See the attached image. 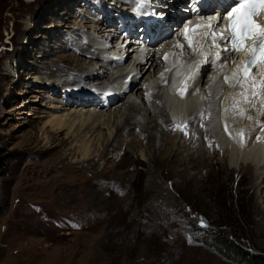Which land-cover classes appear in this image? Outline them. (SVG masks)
<instances>
[{
    "label": "rangeland",
    "instance_id": "1",
    "mask_svg": "<svg viewBox=\"0 0 264 264\" xmlns=\"http://www.w3.org/2000/svg\"><path fill=\"white\" fill-rule=\"evenodd\" d=\"M89 2L0 0V157H5L0 171V264H247L206 244L221 236L264 256V183L255 189L261 180L255 139L257 144L247 146L252 148L248 158L243 164L239 158L236 168L230 164L233 152L217 138L207 139L204 152L211 156L214 151L207 164L209 176L203 170L180 185L151 163L160 145L165 153L176 149L175 129L168 130L173 133L169 137L149 144L143 139L140 147L125 152L124 145L133 139L130 129L117 134L116 146L104 150L114 137L124 97L102 105L98 95H91L97 103H81L71 99L66 79L101 93V83L94 82L106 84L128 60L115 66L100 55L116 58L113 52L125 46V57L130 50H143L146 43L140 37L143 31L136 36L143 26L139 19L133 23V39L124 34L128 28L119 17L129 12L126 6ZM108 18L112 21L105 23ZM172 26L163 38L151 41L153 49H161L170 35L175 37L178 24ZM103 29L115 38L102 36ZM81 45L100 55L92 58L80 52ZM77 57L99 63L94 76L85 80L80 73L52 74L61 59ZM147 75L137 85H145ZM113 82L110 87L118 84ZM199 94L205 98L202 91ZM88 110L105 117L111 112L110 136L105 124L87 136L72 132L74 127H64L61 134L53 127L58 116L77 123ZM176 130L178 136L188 137L185 126ZM82 140L90 149L85 157L79 148Z\"/></svg>",
    "mask_w": 264,
    "mask_h": 264
},
{
    "label": "bare ground",
    "instance_id": "2",
    "mask_svg": "<svg viewBox=\"0 0 264 264\" xmlns=\"http://www.w3.org/2000/svg\"><path fill=\"white\" fill-rule=\"evenodd\" d=\"M87 1L93 2L94 0ZM99 1H102L104 5L115 1L114 8H117L118 4L123 7L126 6V10L129 12L119 17L121 21L125 18L124 25L128 28L127 33L124 34H127L126 36L131 34L133 39V23L139 19L143 26L137 30L136 36L139 30L143 31L140 37L146 43L143 50H137L134 53V50H130L125 56L127 59L124 57L125 53L128 52L125 46L113 52L117 56L113 59L101 56L95 52V48L85 51L82 45L77 47L81 50L80 52H84L92 58L100 55L104 62L111 61L112 65L115 66L128 60L127 65L119 66V69L110 75L106 84L103 81H93L94 83H101V93L89 87L87 89L85 84L78 83L77 80L66 79L71 81V84L68 81L65 83V87L68 86L70 89L68 91L71 92V99L81 103H90L91 101L97 103V99L95 101V98H90L96 95L101 99L100 104L102 105L124 97V101L121 103L122 113L117 116L115 121L114 137L108 141L104 150L108 151L116 146L114 138L117 134L125 133L130 129L134 130V132L131 131L133 139L130 144L124 145L125 152L140 147L143 139L147 140V144H149L156 138L162 140L164 137H169L173 133L168 130L175 129L173 135H176V139L178 137L176 149L170 148L169 153H165V147L160 145L161 148L158 147L155 150V153L158 151V154H154L151 163L159 167L160 173L172 175L176 183L180 185L181 183L189 184L193 176H197L203 170L207 175L210 174L211 170L207 164L208 160H211V156L214 155V151H210L211 156L204 152L203 145L207 139L210 142L211 138H217L220 146H224L226 151L229 149L233 152L230 157V164H233L235 168L238 163L237 160L242 159L240 164H243L244 160L248 158L247 155L252 148L251 145L250 147L247 146L252 142L254 145L257 144L254 143L255 139L259 142L256 150L260 153L257 164L255 163L258 165L257 177L259 180L261 179L255 183V189H258L264 183V75H261L260 71H254L246 78L240 76L242 60L240 57L238 58L236 51L225 49L223 39L217 41L212 37L214 19H209L210 14L181 17L182 22L185 19H195V17L205 18L207 21L196 28L193 34L180 35L177 32L178 28H176V38L170 35L163 39L165 43L161 49H153L151 41L156 40L157 37L163 38L162 36L169 32V26L177 25L180 17L177 11H180L183 4H187L185 3L187 0H160L163 3L158 4L154 0ZM178 2L180 3L178 4ZM216 2L217 0H210L209 4ZM155 7H160L161 10ZM182 11L185 10L182 9ZM171 19H173L172 22ZM111 21L112 19L108 18L105 23ZM105 29L110 31V28ZM117 29H120L119 31L124 30L122 26L117 27ZM103 35L106 38H111L110 41L115 38L105 31ZM132 39L128 38V42H131ZM94 41L98 42V39L95 38ZM163 41L161 40L159 43ZM202 49L205 51L201 52ZM217 54H219V59H217ZM84 58L61 59L52 74L60 76L68 73L69 76L73 77L80 73L79 76L82 75L83 79L87 80V78L95 75V67L99 63L93 62L91 58L85 61ZM162 58L167 60L166 65ZM160 62L163 63L161 66H159ZM157 66L158 69H156L155 74L151 75V69L157 68ZM146 73L148 75L144 79L145 85H137L139 78L141 79ZM122 77L124 81L120 83ZM165 78L168 81H165ZM113 81L118 84L110 87L109 83ZM200 91L205 95L204 99L200 97ZM85 97L88 99L85 100ZM92 112L88 110L87 115H84L86 120H80L77 123L72 121L74 118H68V122H66L58 116L54 118L53 127L59 129V134L62 133L64 127H67L68 130H72L74 127L72 132H84V136H87L86 134L95 126L105 124L109 130L111 129L110 136L112 133V125H109L112 119L111 112L106 117L104 115L106 113L95 114L94 111ZM91 116L94 119L89 121ZM97 121L101 123L97 124ZM239 122L240 124L237 125ZM184 126V131L188 133L187 138L183 134L178 136L176 133L177 128ZM260 127L263 129L258 135ZM60 142L63 144L65 141L61 140ZM79 148L83 157L89 154L90 149L85 141L82 140ZM233 156H238L236 161L233 160ZM227 157L226 154L225 159ZM168 166L172 170L167 168ZM246 167L249 170L248 167L250 166ZM258 213L260 214V210ZM261 216L264 217V215Z\"/></svg>",
    "mask_w": 264,
    "mask_h": 264
},
{
    "label": "snow or ice",
    "instance_id": "3",
    "mask_svg": "<svg viewBox=\"0 0 264 264\" xmlns=\"http://www.w3.org/2000/svg\"><path fill=\"white\" fill-rule=\"evenodd\" d=\"M260 6H264V0H238L227 13L230 20L232 49L243 51L245 41L251 40L252 44L247 47V51L252 65L257 62L264 64V25L258 24L254 19ZM221 38L226 39L223 35ZM219 58L217 54V59Z\"/></svg>",
    "mask_w": 264,
    "mask_h": 264
},
{
    "label": "trees",
    "instance_id": "4",
    "mask_svg": "<svg viewBox=\"0 0 264 264\" xmlns=\"http://www.w3.org/2000/svg\"><path fill=\"white\" fill-rule=\"evenodd\" d=\"M5 157H0V171L3 170V162ZM4 207L0 205V215L3 212ZM221 238V239H220ZM219 239V240H218ZM210 247L215 248L218 252L224 256H232V259L237 260V262L247 263V264H264V256L260 254L250 253L247 249L243 248L241 245L234 242L232 239H227L226 237H214L213 243H207Z\"/></svg>",
    "mask_w": 264,
    "mask_h": 264
}]
</instances>
